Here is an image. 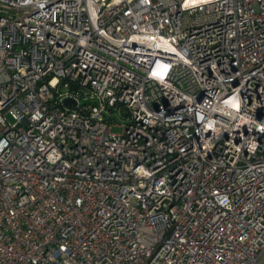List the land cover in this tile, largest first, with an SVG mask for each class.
<instances>
[{
    "label": "built area",
    "instance_id": "built-area-1",
    "mask_svg": "<svg viewBox=\"0 0 264 264\" xmlns=\"http://www.w3.org/2000/svg\"><path fill=\"white\" fill-rule=\"evenodd\" d=\"M262 251L264 0H0V264Z\"/></svg>",
    "mask_w": 264,
    "mask_h": 264
},
{
    "label": "rangeland",
    "instance_id": "rangeland-1",
    "mask_svg": "<svg viewBox=\"0 0 264 264\" xmlns=\"http://www.w3.org/2000/svg\"><path fill=\"white\" fill-rule=\"evenodd\" d=\"M60 90L62 92L67 91L68 89L64 86L60 87ZM7 118L13 122L15 119L11 114H7ZM113 120L115 121L113 123V125L110 127V132L113 134H118L122 131V125L126 122V119L124 118L123 115H119V114H114L112 115Z\"/></svg>",
    "mask_w": 264,
    "mask_h": 264
},
{
    "label": "water",
    "instance_id": "water-1",
    "mask_svg": "<svg viewBox=\"0 0 264 264\" xmlns=\"http://www.w3.org/2000/svg\"><path fill=\"white\" fill-rule=\"evenodd\" d=\"M65 105H75L76 102L72 99H66L63 102ZM253 264H264V251H262L259 256L256 258Z\"/></svg>",
    "mask_w": 264,
    "mask_h": 264
}]
</instances>
